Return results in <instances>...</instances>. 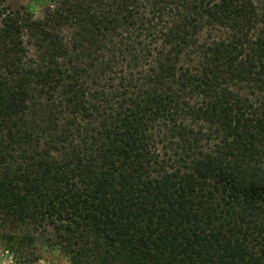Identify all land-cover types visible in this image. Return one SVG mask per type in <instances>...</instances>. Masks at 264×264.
Returning a JSON list of instances; mask_svg holds the SVG:
<instances>
[{"label":"trees","instance_id":"1","mask_svg":"<svg viewBox=\"0 0 264 264\" xmlns=\"http://www.w3.org/2000/svg\"><path fill=\"white\" fill-rule=\"evenodd\" d=\"M34 1L0 0V218L69 264H264V0Z\"/></svg>","mask_w":264,"mask_h":264},{"label":"rangeland","instance_id":"2","mask_svg":"<svg viewBox=\"0 0 264 264\" xmlns=\"http://www.w3.org/2000/svg\"><path fill=\"white\" fill-rule=\"evenodd\" d=\"M5 5L13 11L26 8L36 19L44 15V7L34 0H4ZM263 0H253L261 5ZM6 236L33 237L34 244L25 249L30 264H69L68 259L57 249V238L52 228L35 230L30 225L17 222L11 218H0V264H13L15 259Z\"/></svg>","mask_w":264,"mask_h":264}]
</instances>
